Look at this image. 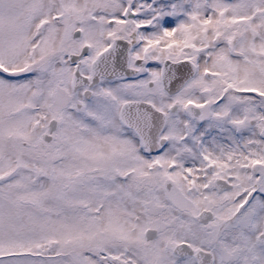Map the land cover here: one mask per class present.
I'll return each instance as SVG.
<instances>
[{"label": "snow or ice", "instance_id": "1", "mask_svg": "<svg viewBox=\"0 0 264 264\" xmlns=\"http://www.w3.org/2000/svg\"><path fill=\"white\" fill-rule=\"evenodd\" d=\"M0 264H264V0H0Z\"/></svg>", "mask_w": 264, "mask_h": 264}]
</instances>
